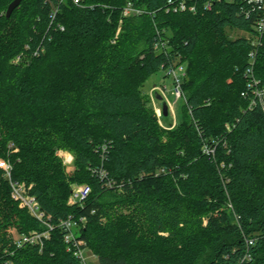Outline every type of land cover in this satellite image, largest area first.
Returning <instances> with one entry per match:
<instances>
[{"label": "trees", "instance_id": "1", "mask_svg": "<svg viewBox=\"0 0 264 264\" xmlns=\"http://www.w3.org/2000/svg\"><path fill=\"white\" fill-rule=\"evenodd\" d=\"M13 1L0 0V161L51 223L85 217L79 235L100 264H264V112L241 96L253 47L230 32L254 30L240 3L204 11L200 0L192 14L166 12L169 0H69L60 32L46 0H23L7 18ZM129 2L146 13L123 17ZM158 33L168 55L154 50ZM176 57L187 64L185 100L166 129L143 90ZM255 72L264 80V38ZM213 141L210 158L202 148ZM58 150L74 156L73 173ZM72 184L91 187L82 206L68 204ZM12 228L46 230L0 167V264H81L59 228L42 251L7 252Z\"/></svg>", "mask_w": 264, "mask_h": 264}, {"label": "built area", "instance_id": "2", "mask_svg": "<svg viewBox=\"0 0 264 264\" xmlns=\"http://www.w3.org/2000/svg\"><path fill=\"white\" fill-rule=\"evenodd\" d=\"M69 0H46V3L52 4L50 12V26L54 27L56 31L64 32L65 27L57 22L58 15L61 12L62 6ZM75 6H83V0H70ZM197 1L200 0H169L168 8L166 12L173 13H192L196 14L199 10ZM217 3H228L235 4L240 3L241 14L246 18H251L253 20V30L254 33L249 37H246L253 50L249 54V62L247 67L243 70L245 86L241 93L243 99L248 102V110H261L264 112V80L257 77L255 72V64L258 48L262 45V39L264 38V0H203L202 9L204 11H211L215 4ZM146 11L136 8L133 3L129 2L123 9V17H136L145 14ZM120 33V28L116 34V38ZM115 43V41H113ZM29 49V48H28ZM27 49V50H28ZM154 50L158 54L168 55L170 52L169 40L160 33L154 43ZM38 50L33 53V56H38ZM23 55L18 56L14 62L19 63L22 61ZM166 71V78H170L173 81V88L170 92L166 85L155 86L152 89V96L155 94L156 99L152 100L151 106L157 117L158 123L161 127H164L163 121L165 118H170L171 128L177 124L176 118V105L179 101L185 100V94L183 91V83L187 77V64L183 62L181 57H176V59L168 61V64L163 66ZM159 92V94L157 93ZM157 95H161L163 101L168 105V116L165 117L162 109V102L157 99ZM170 96L174 98L171 100ZM226 128L228 131L232 130V127L227 124ZM219 142L213 141L212 143L205 142L202 148L203 153L214 158L216 154V148ZM221 168H225V164H221ZM6 177L10 181L11 187V197L14 201L19 203L20 208L26 209L29 214L42 223L46 230L43 232L34 231L30 234H17L13 230H10L9 237L11 239L12 248L19 250L26 246H37L42 251L45 241L50 240L51 232L56 228H59L63 232V240L67 246V252L71 253L81 264H89L88 259L85 257V252L90 251L85 240L76 235L75 230L81 229L86 224L87 220L85 217L69 216L66 219L59 221L58 225H53L51 223V217L46 216L42 211L41 206L37 198L31 194L32 186H27L25 184H19L12 181L11 179V166L9 164L5 165ZM164 170H160L158 174L164 173ZM101 177H106L105 172H101ZM107 187L112 189L114 185L109 182ZM91 187L89 185L74 186L72 194L70 196L69 205H79L82 206L83 203L88 199L91 194ZM229 207H232L229 205ZM94 213V212H93ZM248 250L244 256L243 261H250L252 255L250 248L256 243L255 238H250L246 240ZM91 252V251H90ZM92 253V252H91ZM91 264H100L99 258L95 254L90 256Z\"/></svg>", "mask_w": 264, "mask_h": 264}, {"label": "rangeland", "instance_id": "3", "mask_svg": "<svg viewBox=\"0 0 264 264\" xmlns=\"http://www.w3.org/2000/svg\"><path fill=\"white\" fill-rule=\"evenodd\" d=\"M122 23L123 21H120L119 23V28L121 30L122 28ZM118 28V29H119ZM118 32V30H117ZM230 35H231V38L232 39H237V38H242V37H249L248 34L244 33V32H241V31H233V32H230ZM116 38V36H115ZM166 75V71L163 69L161 72H159L157 75L153 76L152 78L149 79V81L146 83L145 85V88H144V93L149 97V101H150V106H151V103H152V100L156 99V96L155 94H153L152 96V89L155 87V86H164L166 85L168 90L171 92L172 91V88H173V81L172 79L170 78H166L165 77ZM159 94V92H157ZM171 100L174 101V98L172 96H170ZM182 100L178 102V104L176 105V118H177V122L179 123V121H181V106H182ZM159 104H161V102H159ZM171 119L170 118H165L164 121H163V124L165 126L166 129H170V121ZM172 129V128H171ZM57 155L59 156V158L62 160L65 168L67 169V172L69 173H73L74 172V156L68 152V151H64V150H58L57 151ZM0 167L2 168V170H5V165L7 164V162L5 160H1L0 161ZM80 185H83V184H72L71 185V194H72V191H73V188L74 186H80ZM71 196V195H70ZM70 199V197H69ZM10 230H13L14 232H16L17 234H22V233H19L15 228H12ZM81 229H76L75 232H76V235L80 237L79 235V231ZM34 231H37V230H32L30 231L29 233H25V234H30ZM45 231V230H44ZM43 231V232H44ZM10 233V232H9ZM8 233V234H9ZM13 248L9 247V249H7L6 251L8 252V250H12ZM91 252L90 251H86L85 252V257L88 259V263L91 264L92 263V260L90 258L91 256Z\"/></svg>", "mask_w": 264, "mask_h": 264}, {"label": "water", "instance_id": "4", "mask_svg": "<svg viewBox=\"0 0 264 264\" xmlns=\"http://www.w3.org/2000/svg\"><path fill=\"white\" fill-rule=\"evenodd\" d=\"M23 0H14L9 6L8 10L6 12V17L10 18L13 12L21 5ZM158 101L162 102V109H163V114L165 117L168 116V105L165 101H163V98L161 95H157Z\"/></svg>", "mask_w": 264, "mask_h": 264}]
</instances>
